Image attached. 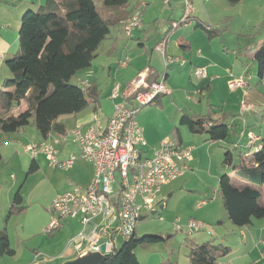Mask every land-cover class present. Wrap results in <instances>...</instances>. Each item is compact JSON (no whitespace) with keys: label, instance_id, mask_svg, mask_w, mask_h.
Wrapping results in <instances>:
<instances>
[{"label":"crops","instance_id":"obj_1","mask_svg":"<svg viewBox=\"0 0 264 264\" xmlns=\"http://www.w3.org/2000/svg\"><path fill=\"white\" fill-rule=\"evenodd\" d=\"M45 1L46 0H0V55L5 57H10L12 55L10 52L14 47V42L19 41V29L23 13L29 8H38ZM157 1L158 0H130L129 6L126 9V13H129V16L141 4H145V10L150 7L151 9L154 8V14H151L153 17H157L153 20L154 25H159V20L162 17H166V20H164V23L160 26L162 28V34H160L161 36H159L155 31L153 34L151 32V50L144 42L145 35L143 32L145 28L143 24L141 28L135 30L137 33L135 32L134 34L133 32L132 35L127 36L123 31L121 21L118 25L111 28V33L102 42L100 48L97 50L96 58L99 56L102 47L104 50L103 53L107 54V56H110V53H112L115 48L116 50L113 53L116 54L119 51V64H117V78L115 80V84L120 85L122 94L120 97L114 98L112 92L111 97L113 99V108H110V114L106 121L113 113L114 104L116 102L127 100L126 93L128 91L127 89L129 83L135 79L141 71H146L148 74L149 69L151 68L155 71L158 80L163 78L165 79L166 86L171 93L162 97V106L160 108L147 109L149 110L148 114L144 115L142 118L139 117L142 109L138 114V120L145 128V137L149 144L146 151L147 154L152 155L154 149L157 148L161 142L167 139H171L175 142L172 138L171 132L173 128L179 124L182 113H197V110L195 109H199V113L205 114L209 111L210 104L214 106V111L217 115L220 113H226L228 115L227 123L229 125V133L232 132L237 137L234 146L239 149L240 153H243L244 158L250 159L254 153V150H250L249 146L250 133H254L261 138L255 145H264V135L261 133V130L264 131V115H259L260 117L258 116L255 118V123H258L256 129L260 127L258 132L255 133L256 131L252 129L253 124L248 114L249 110L255 107L252 102L254 96L258 94H263L264 96V79L260 80L258 77L257 62L254 58V53L259 44L261 41H264V29H261L264 24V0H241L236 5H231L226 0H189V8H187L185 0H163V7H161L160 4H157ZM145 10L142 12V19L146 14ZM202 11L204 12L202 13ZM194 12L197 16L193 15L192 17ZM161 13L164 15L162 16ZM153 17H151V19ZM195 17H199L200 19L197 20ZM200 23L204 27H220L219 29L221 30L225 27V25L231 26L232 24L233 30H231V35H227V31H225L218 38L214 37L210 40L205 29L199 26L201 25ZM238 24H240V26H238ZM171 25L173 27L172 32L168 37L164 38L165 32ZM157 27L159 28V26ZM246 27H248L247 31L245 30ZM237 33L240 35L242 33V35H246L248 37L243 43H241L239 39L240 35ZM236 35H238L237 44L232 46L230 44L231 40H235ZM133 38H138L140 40V48L135 49V53H132L131 51L127 52V48L130 49V47L133 48L134 46V41L132 40ZM148 39L149 37H147V40ZM163 41L165 53L167 55L184 59L185 63L175 62L167 66L165 64V55H163L162 51L157 48V46L163 43ZM142 47H144L146 51L141 50ZM147 50H150V53L147 52ZM248 52H252L251 56H249ZM106 64L107 65L103 68V71L106 70L108 76H110L113 69L111 63ZM92 66L93 63L91 67L79 71L75 77L80 81H87L88 84L96 83L97 88L100 89V83H98L99 80L96 77H93L89 71ZM196 67H204L207 70L208 76L206 78H198L194 73V69ZM243 76L248 79V85L246 87H231L230 83L232 81ZM75 83L79 84L78 82ZM102 91L103 90H101V92ZM188 93H191L192 95L194 94V96L196 95L195 97L198 98H187L193 102H198L192 104L191 108H187V102L184 99L185 95ZM26 106L25 101L19 102L16 106L17 108L15 107L16 109H13L12 111L13 115L17 116L18 114L24 112L27 108ZM88 108L74 116L76 124L68 126L69 129L76 125H81L83 129H86L95 123L94 119L95 116H98V113L95 112V110L86 111ZM154 110H158L163 113L167 112V110L175 112V122L173 120L174 118L170 119L169 123L167 122V118L164 120L165 123H168V130L165 132H158L157 128L159 127V124L155 123L150 118ZM68 117L71 116H67L65 118ZM165 125L166 124H164V126ZM22 129L23 128L19 131L21 132ZM180 130L182 141L179 144L193 147V159L190 161L187 171L183 176H181L183 178L181 189H185L187 182L189 181L188 179L186 180L185 177L192 172L194 168L198 167L200 158L194 153L195 146L185 140V131H183L184 127L180 126ZM218 143L219 142H209L211 146ZM0 149L3 154V148L0 147ZM1 169L2 167H0V193L3 191L5 192L6 190L7 195L5 194L4 201L0 200V210H2L1 204L5 205V208L3 209L8 211V219L6 222L7 227L10 217L12 216L11 207L15 203L18 192L14 191L15 187L8 186L7 189H5V184L2 185L3 180L1 177L3 172ZM229 169L226 173L231 176L232 181L236 180L239 184L237 187L243 188L245 186H252L258 189L260 188L259 185H256L255 183L239 176L236 173V170L233 171V168ZM223 173L225 172L219 170L217 174L220 177ZM261 188L264 189V185L261 186ZM9 193L11 195H9ZM173 195L174 191L169 193L168 197ZM9 196H12V198H8ZM166 200L167 199L164 198L161 199L160 201H162V204H160V206L163 205V209L168 210V204L165 205L163 203ZM205 202V200H201V202H199V204H201L200 206L207 205ZM193 219L198 221L201 220V222L203 221L206 223V220L203 218L193 217ZM220 220L223 221V228H225L227 232L223 230L222 234H218L212 231V234H214L213 237L205 239L202 238L204 240L196 242L202 243L211 239L216 240L217 243L228 242V239H230L228 236L229 232H235L237 226L230 221L228 216L227 218L223 217V219ZM254 220L252 225H254ZM0 221V230H2L4 220L2 221L1 219ZM73 221H76L75 228H80L78 219H73ZM51 222L52 220L50 221V224ZM62 228L64 227H61L59 231H61ZM243 228L244 227H239V229H241L239 234L240 236L245 235L247 237V235L244 234ZM77 229L75 230L77 231ZM191 229L196 230L195 228ZM220 237H222V239H220ZM46 239L48 240V243L43 249L50 253L51 256L49 258L44 257L45 255L40 252L35 255V259H41L43 264L47 263L46 258L49 259L48 261L53 260L54 264H64L67 261L80 257L74 243H68V246H66L63 251H59V248L54 245V243H56L54 240H58V236ZM189 252V248L184 250L182 259L175 257L173 252H170L169 254L166 252V257H168V259H166L163 255L155 257L152 256L149 258L147 264H149V262L150 264H163V262H165V264H191L189 260ZM231 255L232 253L219 259V264L231 263ZM248 261H250V259H248Z\"/></svg>","mask_w":264,"mask_h":264},{"label":"rangeland","instance_id":"obj_2","mask_svg":"<svg viewBox=\"0 0 264 264\" xmlns=\"http://www.w3.org/2000/svg\"><path fill=\"white\" fill-rule=\"evenodd\" d=\"M43 4H45V2ZM157 4H160L161 7L164 6L163 0H158ZM97 5L99 12H101L104 18H108L109 15L115 18L119 16V11L104 6L100 0H97ZM153 9L154 8L151 9L150 7L145 10L144 7L143 10H145L146 14L142 19V24L145 28L143 32L145 35L144 42L150 50L151 32L153 34L155 31L161 36L162 28L160 26L164 23V20H166V17H162L158 22L159 25H154L153 20L157 17L151 15L154 14ZM203 12L204 11H202V13ZM161 15L163 16L164 14L161 13ZM193 15L197 16L195 12L192 14V17ZM151 17L153 18L151 19ZM195 19L198 20L200 18L195 17ZM157 26H159V28ZM238 26H240V24H238ZM219 28H213L215 38L221 36L225 31H227V35H231L230 33L231 30H233V25H225L222 30ZM262 28L264 29V26H262L261 29ZM217 29L220 30V33ZM245 30L247 31L248 27H246ZM135 32L137 33V31H134V34ZM147 37H149L148 40ZM237 37L238 35L235 36V40H231V43L229 42L232 46L237 44ZM247 37L248 36L242 35L241 33L239 37L240 42L243 43ZM126 39L129 40L128 38ZM132 40L134 41L133 48L130 47V49L127 48L126 50L127 52L131 51L132 53H135V49L140 48V40L138 38H133ZM263 43L264 41H261L257 49H259ZM102 48L99 56L93 61L92 68L89 70L92 76L96 77L99 80L98 83H100V89L97 88L99 92V100L98 109L96 111L98 116L96 117L95 124L98 122H100V124H105L106 119L110 114V108H113L111 94L116 85V71L117 64H119V51L116 54L113 53L116 48L110 53V56L104 54ZM141 50L146 51L144 47H142ZM150 50H147V52ZM19 52V41H15L14 47L10 52V54H12L10 57L0 55V88L6 78L12 77L8 66L6 65V61L15 55H18ZM251 53L252 52H248L249 56H251ZM106 63H111L113 69L110 76H108L106 70L103 71V68L107 65ZM73 82H78L84 89H86V85H84L83 82L88 83L85 80L80 81L76 77L73 78ZM101 90L103 91L101 92ZM186 95L184 99L187 102V108H191L192 104L198 103L187 99H191L192 97L198 99L195 97L196 95L194 96V94L192 95L191 93ZM252 102L255 107L249 110L248 114L253 124L252 129L257 133L260 127L256 129L258 123H255V118L259 115H264L263 94L254 96ZM161 106L162 105L159 104L146 105L142 108L139 117L142 118L144 115L148 114L149 110L147 109L160 108ZM90 110L94 111L93 105H91L86 111ZM195 110H197V113L200 112L199 109ZM150 118L155 123L159 124V127L157 128L158 132H165L168 130L169 120L174 118L173 120L175 122L176 114L172 110H167L165 113L154 110ZM166 118L168 123L164 122ZM66 119L68 126L76 124L74 116ZM164 124L166 125L164 126ZM182 127H184L183 131H185V140L195 146L194 153L199 156L200 163L198 167L194 168V170L185 177L186 180H189L185 189H181L182 177L162 187L158 196L159 199H167L163 203L165 205L168 204V210L161 209L160 204L162 203H160L157 208L154 209L158 211L157 213L152 214V211L154 210L146 211L143 214L144 218L138 221L136 228L137 237H142L144 235L165 237V240L157 243L141 245L136 248L135 252L142 264H147L149 258L152 256L163 255L168 259V257H166V252H168V254L173 252L175 257L182 259L184 250L188 249L190 241L196 242L204 240L205 238L213 237L214 234H212V231L218 234H222L223 230L227 232V230L223 228V224L218 223V220L223 219V217L227 218V213L223 206L221 195L218 192L219 176L217 173L219 170L227 172L229 168H232L230 165L224 163L227 150H231L234 153V165L240 163L239 149L234 146L237 137L234 133L230 132L226 140L219 141L218 144L211 146V144L206 141V135H194L189 132L186 126ZM261 133L264 135L263 130H261ZM43 139L44 138L36 128L32 117L23 127L21 132L18 131L7 134L0 132V147L3 148V159L0 162V165H2L0 167H2L1 170L3 172L1 177L3 180L2 185L5 184V189H7L8 186L15 187L14 191L20 193L23 199L21 203L23 210L16 214H12L7 227L6 222L8 219V211H5V209H3L5 208V205L1 204L2 210H0V220H4L2 230H7L6 232L10 236L11 248L16 251L14 255L0 254V264H43L41 259H39L40 261L35 259V255L40 252L45 255L44 257L49 258L51 256L50 253L43 249L48 243L46 238H55L58 236V240H54V242H56L54 245L59 248V251H63V249L68 246L67 244L70 239L76 235V232L79 229L78 227V229L75 228L76 221H73V219H65L61 226L64 228H62L61 231L54 230L51 233L46 231L50 221L55 216L51 210V205L55 196L58 193L67 191L77 185L84 188L88 187L94 173L93 165L87 160L80 158L76 160L74 165L70 168H54L49 164L48 159H46L44 155H39L35 158L39 163V169L33 173H29L28 170L30 163L34 157L30 152L25 150V146L41 142ZM60 148L62 149L59 154V159L61 160H65L64 158H68L75 153L78 154L81 151L80 145L73 142H68L66 145L62 144L60 145ZM232 182L235 186L239 185L236 180ZM259 189L262 192L259 202L261 205H264V189H262L261 186ZM173 191L174 195L168 197L169 193ZM6 192L7 191L5 190V192L3 191L0 193L1 201L5 200V194L7 195ZM9 195L11 194L9 193ZM8 198H12V196H9ZM201 200H205V204L207 205L200 206L201 204H199V202H201ZM193 217L203 218L206 220V223L202 221V223H204L203 227L192 230L189 222L191 220H196L193 219ZM178 227H181V229ZM247 227L243 228L244 234H246L247 237L245 235L240 236L239 233L241 229L236 227L235 232H229L228 236L230 239H228V242L226 241L223 243L232 248V262L229 264H264V219H255L254 225L251 224ZM75 229H77V231ZM220 239H222V237H220ZM122 243V238H119L117 240V246H121ZM47 258L46 264H54L53 260L48 261L49 259ZM248 259H250V261H248Z\"/></svg>","mask_w":264,"mask_h":264},{"label":"trees","instance_id":"obj_3","mask_svg":"<svg viewBox=\"0 0 264 264\" xmlns=\"http://www.w3.org/2000/svg\"><path fill=\"white\" fill-rule=\"evenodd\" d=\"M104 6L119 11L117 18H104L99 12L97 0H46L38 8L27 9L21 17L19 29V54L6 61L12 77L6 78L0 88V132L14 133L23 128L32 117L34 124L44 140L51 135H67L69 128L67 116H76L93 105L98 109L99 92L96 83L86 86L73 82L75 75L91 67L97 50L111 33V28L128 17L126 9L130 0H100ZM236 5L241 0H226ZM201 24V23H200ZM207 32L209 39L214 38L213 28L199 25ZM264 26V24H263ZM172 25L164 34L168 37ZM220 33V30L217 29ZM258 77L264 79V43L255 51ZM147 81L152 84L158 80L153 69H149ZM164 94L158 95L153 103L162 105ZM26 102V110L13 115L19 102ZM226 113H217L209 104V111L203 113H182L179 125L171 132L176 143H181L180 126H186L191 134L206 135L207 142L226 140L229 125ZM254 153L250 159L239 153L240 163L234 165V153L227 150L224 163L233 171L255 183L264 185V145H249ZM249 150V151H250ZM3 154L0 149V162ZM39 169L37 159L32 158L29 173ZM218 192L230 221L237 227L250 226L253 219H264V205H261V191L252 186L239 188L233 185L231 176L223 173L219 177ZM22 197L17 193L11 214L23 210ZM161 203L159 200L156 204ZM218 223L223 224L222 220ZM59 225L55 230H60ZM106 255L102 264H142L135 250L141 245L165 240L163 236L144 235L137 237L136 232L128 239H122ZM188 248L191 264H219V259L232 253L230 246L211 239L202 243L190 241ZM0 254L14 255L9 235L0 230ZM165 264V262H163Z\"/></svg>","mask_w":264,"mask_h":264},{"label":"built area","instance_id":"obj_4","mask_svg":"<svg viewBox=\"0 0 264 264\" xmlns=\"http://www.w3.org/2000/svg\"><path fill=\"white\" fill-rule=\"evenodd\" d=\"M185 3L189 8L190 1L185 0ZM144 7L145 4H141L121 20L126 35H132L142 26ZM157 48L165 55L167 66L175 62L185 63L184 59L165 53L164 41ZM194 73L198 78L208 76L204 67H196ZM146 78L147 72L141 71L129 83L127 100L114 104L113 113L105 124L94 123L86 129L76 125L69 129L67 135H51L46 140L25 146L34 158L44 155L54 168H70L80 158L93 165L94 173L88 187L77 185L55 196L51 205L55 216L46 230L53 232L64 219H78L80 228L68 243L76 245L80 256L98 249L103 243L107 244L109 253L117 247L119 238H130L144 212L157 207L162 187L183 176L193 159L192 146L178 144L171 139L161 142L152 155L147 154L149 144L138 114L158 95L170 94L171 91L164 78L152 84ZM230 85L233 88L246 87L248 79L243 76ZM121 94V87L117 84L113 97L118 98ZM260 139L250 133L249 145H255ZM68 142L78 143L81 151L61 160L60 145ZM189 225L198 229L204 223L191 220Z\"/></svg>","mask_w":264,"mask_h":264},{"label":"water","instance_id":"obj_5","mask_svg":"<svg viewBox=\"0 0 264 264\" xmlns=\"http://www.w3.org/2000/svg\"><path fill=\"white\" fill-rule=\"evenodd\" d=\"M161 209H163V205L160 206ZM157 212V210L152 211V214H155ZM144 217H142L141 219H143ZM107 244L103 243L99 246L98 249H92L89 252H87L86 254L71 260V261H67L64 264H102L105 259H106V255H107Z\"/></svg>","mask_w":264,"mask_h":264}]
</instances>
